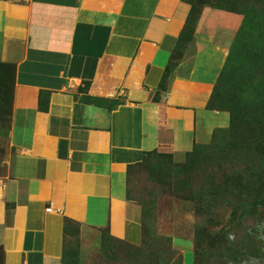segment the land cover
<instances>
[{
	"label": "crops",
	"instance_id": "obj_1",
	"mask_svg": "<svg viewBox=\"0 0 264 264\" xmlns=\"http://www.w3.org/2000/svg\"><path fill=\"white\" fill-rule=\"evenodd\" d=\"M190 8L0 0V67L12 76L0 123L2 264H62L66 219L140 244L129 166L150 151L185 156L228 120L207 104L240 14L205 7L187 73L160 88Z\"/></svg>",
	"mask_w": 264,
	"mask_h": 264
},
{
	"label": "rangeland",
	"instance_id": "obj_2",
	"mask_svg": "<svg viewBox=\"0 0 264 264\" xmlns=\"http://www.w3.org/2000/svg\"><path fill=\"white\" fill-rule=\"evenodd\" d=\"M185 1L192 10L182 48L172 57L164 86L174 76L187 73L188 59L196 49L195 29L205 7L237 10L239 2H247L248 8L259 9L264 18V0ZM239 28L208 102L209 107L224 111L228 120L193 153L173 157L155 152L130 168L128 196L140 207L141 243L131 245L109 238L102 230L70 223L65 264H264V188L262 198L245 197L238 204L235 197L224 195L213 206L217 187L234 186L231 171L237 158L243 167V174L237 176L240 182L248 184L253 172L264 181V61L258 67L243 59L240 66L241 55L230 58L236 52ZM248 77L249 85L243 89ZM11 90V71L0 67V123L8 120ZM219 128L227 132L219 136L221 145L212 147ZM181 242L186 246L181 247Z\"/></svg>",
	"mask_w": 264,
	"mask_h": 264
},
{
	"label": "trees",
	"instance_id": "obj_3",
	"mask_svg": "<svg viewBox=\"0 0 264 264\" xmlns=\"http://www.w3.org/2000/svg\"><path fill=\"white\" fill-rule=\"evenodd\" d=\"M238 5H239V8L237 10L233 9V6L225 9V11H230V12H234V13L243 15V19L241 20L240 28L238 31V38H236L237 43H236V45H234L236 52L232 53V55H230L231 56L230 58H232V57L234 58L235 56L240 57V55H241L240 66L243 65L242 61L244 59L245 64H246V62H252V64H254V65L259 64L258 67H261V65L263 64L262 61H264V54H262V52L264 51V18L262 19L263 16H260L261 11L259 9L254 8V10H253V8H248L247 2H244V3L239 2ZM191 10L192 9H190V13L188 14V17L186 19L184 27L180 33V36L178 39V45L176 46V48L172 54V57L175 54V52L180 49V47L182 48L181 42L183 41V35H184L185 29H186V26L188 23V19L190 18ZM249 33L252 34L250 39L247 37V35ZM246 39H249V40L245 41ZM171 60H170V62H171ZM170 62L168 63V66H167L165 73H164V76H163V80H162L163 86H164V78H165V75L167 73ZM255 71H256V69H255ZM260 74H261V72H260ZM253 77L256 78V76L250 75V78H253ZM249 81H250L249 77L246 80H244V82L242 84L243 89L247 88V86L249 85ZM162 84L160 85V88L165 87V86L163 87ZM207 106H208V104H207ZM208 108H211V107L208 106ZM211 109H215V108L212 107ZM225 132H227V128L226 129H224V128L220 129L219 128V131L216 132L214 139L212 140V144L210 146L213 147L216 144L221 145V142L219 140V136H221V134L225 133ZM212 136H213V134H212ZM198 146H200V145L196 144L194 146V148L190 152L187 153V155L195 152L197 150ZM155 152H158V151H150V152H147L145 155L152 154ZM241 152H243V151H241ZM248 161L251 162L252 159H248ZM240 164H242V161L239 158H237L232 163L233 170L231 171V174L234 176H232L231 178L233 180H236V182H235L234 186H231V188L227 187L225 183H223V185H221L220 187H217L215 194H214V205L213 206L218 205L219 201L223 200L224 195L226 197H229V198L235 197L237 199L238 204L241 201H243V198H245V197L262 198L260 196L263 193L264 181L261 180L260 178L256 179L257 176H255V173L253 172L251 175H249L252 178V180H250L248 184L244 183V182L243 183L240 182L237 179V176H241L243 174V172H242L243 167L240 166ZM134 165H136V164L129 166L128 173H127V197H128V199H129V196H128V194H129L128 175L130 172V168H132ZM244 167L246 168L248 166H244ZM249 167L253 168L252 166H249ZM224 186H226L225 191H224V189H225ZM236 193H239V194H236ZM212 198H213V196H211V199ZM70 223H74L77 226L80 225L77 222L66 219V222L64 224V252H63V257H62V264H65L64 259L66 258V252H68V250H67V235L69 233ZM99 230L104 231L109 238L117 239V238H114L112 235H110L106 229H99ZM141 230H142V223H141ZM142 238H143V230H142ZM142 238H141V241H142ZM117 240H120V239H117ZM120 241H123V240H120ZM123 242H125V241H123ZM125 243H128V242H125ZM131 245H133V244H131ZM104 251H106V250H104ZM0 252H1V264H2L3 263V251H2L1 247H0ZM104 255H105V253H104Z\"/></svg>",
	"mask_w": 264,
	"mask_h": 264
}]
</instances>
